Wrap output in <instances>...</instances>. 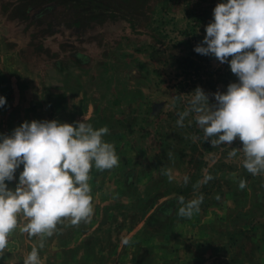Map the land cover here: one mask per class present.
I'll list each match as a JSON object with an SVG mask.
<instances>
[{
	"label": "rangeland",
	"instance_id": "obj_1",
	"mask_svg": "<svg viewBox=\"0 0 264 264\" xmlns=\"http://www.w3.org/2000/svg\"><path fill=\"white\" fill-rule=\"evenodd\" d=\"M221 2L144 0L131 18L104 8L101 21L82 24L89 11L66 1L0 0V134L24 120H84L107 126L103 140L119 157L110 170L93 166V214L78 225L64 218L44 237L40 264H264V173L243 167L239 139L206 141L194 112L177 124L197 87L211 94L238 82L228 63L194 51ZM201 196L192 218L178 215L180 197ZM27 222L18 214L8 237L16 244L6 258L16 264L41 242L20 230Z\"/></svg>",
	"mask_w": 264,
	"mask_h": 264
},
{
	"label": "clouds",
	"instance_id": "obj_2",
	"mask_svg": "<svg viewBox=\"0 0 264 264\" xmlns=\"http://www.w3.org/2000/svg\"><path fill=\"white\" fill-rule=\"evenodd\" d=\"M205 31L194 51L228 63L238 82L229 83L226 92L211 94L197 87L190 107L178 113L177 124L183 127L184 119L194 112L206 141L216 147L239 139L243 167L254 176L264 173V0L218 3ZM210 95L215 103L210 104ZM5 104L0 96V107ZM108 132L107 126L96 129L84 120L69 124L54 119L24 121L10 135L0 134V254L17 228L20 213L28 220L20 230L40 236L39 249L64 218L78 225L91 217V169L119 166L114 144L103 140ZM236 155V150L229 153L230 158ZM20 165L23 171L13 190L6 181L15 179ZM165 175L171 182L170 171ZM213 178L206 176L204 182ZM188 179L183 178L185 184ZM239 187L244 189L246 181L241 180ZM178 202L182 205L178 215L190 219L200 211L203 196L187 202L180 197ZM39 249L34 246L24 264H40Z\"/></svg>",
	"mask_w": 264,
	"mask_h": 264
},
{
	"label": "trees",
	"instance_id": "obj_3",
	"mask_svg": "<svg viewBox=\"0 0 264 264\" xmlns=\"http://www.w3.org/2000/svg\"><path fill=\"white\" fill-rule=\"evenodd\" d=\"M72 4V6H79V9L83 11H89L87 15L81 13L79 17L81 18L82 24L85 22V18H93L98 16V20L101 21L103 19V10L102 9H110L118 12H126L128 17L131 18V14L133 13H141L142 7L144 6V0H62ZM16 8V7H15ZM92 8H97L96 12L90 11ZM78 9V10H79ZM100 15V16H99ZM186 64L188 67H192L195 72L196 61L193 58L185 57Z\"/></svg>",
	"mask_w": 264,
	"mask_h": 264
},
{
	"label": "crops",
	"instance_id": "obj_4",
	"mask_svg": "<svg viewBox=\"0 0 264 264\" xmlns=\"http://www.w3.org/2000/svg\"><path fill=\"white\" fill-rule=\"evenodd\" d=\"M15 51V50H14ZM11 89L13 90V87L11 86ZM18 90H21V86H18L17 87ZM26 121V120H24ZM16 243H12L10 245H8L6 247V249L4 250V252L2 254H0V264H13L14 261H15V264L17 263L16 260H12V259H7L6 256H7V251H9V249H11V246L13 247ZM37 247L39 249V246L38 244L36 245H33L32 247ZM49 246V245H48ZM41 250V249H39ZM20 252V250L18 251V253ZM41 259V257H40ZM22 260V258L20 256L17 257V261L20 262ZM23 261V260H22ZM24 262V261H23Z\"/></svg>",
	"mask_w": 264,
	"mask_h": 264
}]
</instances>
